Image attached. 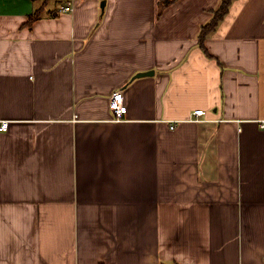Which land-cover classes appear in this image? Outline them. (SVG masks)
Instances as JSON below:
<instances>
[{
	"label": "crops",
	"instance_id": "crops-1",
	"mask_svg": "<svg viewBox=\"0 0 264 264\" xmlns=\"http://www.w3.org/2000/svg\"><path fill=\"white\" fill-rule=\"evenodd\" d=\"M172 1L0 0V264H264V0Z\"/></svg>",
	"mask_w": 264,
	"mask_h": 264
},
{
	"label": "trees",
	"instance_id": "trees-1",
	"mask_svg": "<svg viewBox=\"0 0 264 264\" xmlns=\"http://www.w3.org/2000/svg\"><path fill=\"white\" fill-rule=\"evenodd\" d=\"M51 1L52 0H44L43 7L41 9L37 10L33 15H31L29 17V20L26 24V27L32 28L36 22L40 21L43 18L45 8H46V6L49 5V3ZM66 1L67 0H59V1L56 0L55 1L58 4V6H62L59 10V13H61L62 9L65 8L64 7L65 5L63 6V4L66 3ZM69 1H71V0L67 1L68 4H70ZM176 1L177 0H173L172 2L163 3L162 6H168V5H170ZM235 1L236 0H222L220 7L214 12V17H213L212 21L202 28L200 36H199V41H200L201 48L204 50V52L206 54L208 53L206 48H205L206 39L218 29L220 24L228 16V14L230 12V8Z\"/></svg>",
	"mask_w": 264,
	"mask_h": 264
},
{
	"label": "built area",
	"instance_id": "built-area-1",
	"mask_svg": "<svg viewBox=\"0 0 264 264\" xmlns=\"http://www.w3.org/2000/svg\"><path fill=\"white\" fill-rule=\"evenodd\" d=\"M73 11L72 4H68L65 8L62 9L61 13L68 14ZM110 109L112 111L113 120L115 122H122L124 120V117L128 113V109L125 105V99L122 92H115L111 98H110ZM205 112L203 111H197L193 114L195 119H191V122L199 123L201 122L199 120L200 117H204ZM260 125V128L264 130V121L258 122ZM10 123L7 121H1L0 122V132L7 133L9 131Z\"/></svg>",
	"mask_w": 264,
	"mask_h": 264
},
{
	"label": "water",
	"instance_id": "water-1",
	"mask_svg": "<svg viewBox=\"0 0 264 264\" xmlns=\"http://www.w3.org/2000/svg\"><path fill=\"white\" fill-rule=\"evenodd\" d=\"M102 9H104V4L102 5ZM152 75H154L153 72H151V73H145V74H138L136 76V79H140V78H144V77H148V76H152Z\"/></svg>",
	"mask_w": 264,
	"mask_h": 264
},
{
	"label": "rangeland",
	"instance_id": "rangeland-1",
	"mask_svg": "<svg viewBox=\"0 0 264 264\" xmlns=\"http://www.w3.org/2000/svg\"><path fill=\"white\" fill-rule=\"evenodd\" d=\"M49 4H51V6H49V7L58 6V4L55 2V0L54 1H51Z\"/></svg>",
	"mask_w": 264,
	"mask_h": 264
}]
</instances>
